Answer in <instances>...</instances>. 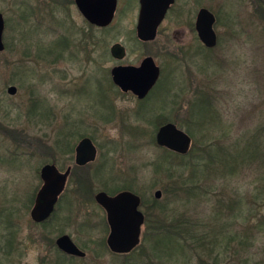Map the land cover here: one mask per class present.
I'll return each mask as SVG.
<instances>
[{"label":"rangeland","instance_id":"rangeland-1","mask_svg":"<svg viewBox=\"0 0 264 264\" xmlns=\"http://www.w3.org/2000/svg\"><path fill=\"white\" fill-rule=\"evenodd\" d=\"M134 2L120 0L109 28L97 30L67 0H0L5 23V48L0 53V264H52L57 257L62 264H148L141 249L118 256L109 253L107 222L90 200V187L79 188L76 194L67 184L64 195L73 193L74 200L58 208L50 221L53 228L32 223L29 212L42 184L41 167L53 162L65 171L73 164L68 151L82 136L92 139L97 156L71 178L87 187L93 181L95 190L115 192L116 184L129 187L145 203L138 211L147 212L156 200L167 213L174 212L181 219L211 222L217 198L252 194V177L244 173L201 183L210 197L205 202L173 198L181 192L175 191L179 186L175 181H180L177 172L170 174L155 166L180 159L153 142L160 119L185 132L193 129L196 149L204 142L231 143L264 123V0H207L205 5L220 22V41L206 53L203 63L198 58L189 66L182 43L160 35L151 44L136 45ZM116 42L126 47L123 64L137 63L149 53L162 70L161 81L148 100L139 102L123 95L110 83L106 70L116 64L108 58V49ZM10 86L16 88L14 95L7 93ZM200 93L212 101L214 115L219 116L214 124L206 122L204 129L188 122L190 105ZM188 174V169L183 170L181 176L185 179ZM155 191L161 192L159 199L154 198ZM242 206L241 214L249 217V205ZM155 213L152 221L157 222L161 216ZM242 219L232 216L231 234L248 225ZM60 220V228L69 225L62 233L72 236L85 251V259L64 263L57 255L53 242ZM210 238L206 235L204 243L211 242ZM251 238L252 246L243 247L242 254L253 262L262 255L264 236L256 232ZM142 244L148 253V240ZM230 249L219 233L217 245L197 250L190 262L174 253L171 258L176 261L168 264H199L198 254L207 264L215 263L216 255L219 262L215 264H234ZM159 255L167 261L164 254Z\"/></svg>","mask_w":264,"mask_h":264},{"label":"trees","instance_id":"trees-1","mask_svg":"<svg viewBox=\"0 0 264 264\" xmlns=\"http://www.w3.org/2000/svg\"><path fill=\"white\" fill-rule=\"evenodd\" d=\"M95 28L97 30L105 29ZM195 98L196 102H192L190 105L188 122L195 124L200 129H204L203 126H205L204 124L206 122L214 124L219 116L214 115L212 101L208 97L200 93L195 95ZM205 117L207 120L204 121L203 118ZM159 121L157 122V126L167 123L166 120L160 119ZM176 127L178 126L176 125ZM192 130L187 129V132L184 131L191 138V141L195 140L193 135L194 131ZM262 130H264V123L256 126L252 132H244V134L240 135L231 143L206 144L203 141V146L198 149H196L195 142L193 141L191 142V146H189L190 149L187 155H179L164 149L168 155H173L180 159L179 162H171L170 160L158 163L155 166L156 170H166L170 174H173L175 171L177 172L175 174L180 181H175L176 186L177 183L179 185L175 191L181 192L178 195L174 194L173 198L176 197L177 200H181L182 198L190 200V198H193L199 199L200 201L203 199V202H205L210 197L207 198L209 194L206 185L204 184L205 186H203L201 183H206V180H226L235 175L236 177H239V175L241 177L244 173L252 177V194H246L244 198L243 194L241 195L238 192L232 198H217L215 201L214 216L210 217L211 222H203L200 220L198 223L189 222L187 219L174 216V212H168V214L165 207L161 206L159 201L153 200L150 204L151 206H148L147 212L140 211L144 216L143 226H145V231L142 232L140 244L130 253L135 250H143L141 251L142 253L145 252L143 260L148 261V264H168L171 260L176 261L175 258H171L176 253L183 258L184 262L187 259L188 261L186 263H188L190 262L189 260L194 258L193 256H197V250L200 251L202 249L208 251V245H212L213 247L217 245L218 234L221 233L225 239V246L231 248L230 251L233 254L232 261L234 264H264V245L259 260L256 259L250 262L242 254L243 247L246 245L252 246V243L249 242V239H252V233L255 235L257 232L264 236V137ZM202 137L206 138L205 136ZM153 143H155V140ZM155 146H157L156 143ZM187 169L189 174L184 179L181 175L183 174V170ZM202 179L205 180L200 181ZM83 187L87 188L84 185L79 188ZM144 204L142 201L140 202V206ZM159 204L160 206L157 210ZM242 205H249L250 210L247 215L249 217L241 214L243 209ZM155 212L158 213V216H161L159 220L156 219L157 222L152 221L154 215L157 218ZM232 216H242L244 225L248 223L245 229L239 232L235 231L231 234V225H235ZM251 218L253 219L251 220ZM219 220H221L220 225L218 224ZM197 229H202L204 232L199 234ZM206 235L212 239L210 238L211 242L205 244L203 239ZM146 240L150 244L148 253H146L147 251L145 249H142V243ZM106 249L110 253L107 246ZM159 254H164L167 261H163ZM197 258L199 264H207L199 254ZM213 262H219L217 255ZM59 264L62 263L60 262Z\"/></svg>","mask_w":264,"mask_h":264},{"label":"water","instance_id":"water-1","mask_svg":"<svg viewBox=\"0 0 264 264\" xmlns=\"http://www.w3.org/2000/svg\"><path fill=\"white\" fill-rule=\"evenodd\" d=\"M77 9L84 18L97 28L109 27L113 20L116 0H75ZM174 0H141V12L135 27L136 37L140 41H153L157 27L160 25L169 5ZM212 15L203 10L199 13L196 28L201 43L211 48L215 45V37L211 30ZM4 17L0 13V53L4 51L3 31ZM110 55L116 61L123 60L126 56L125 48L120 43H114L109 49ZM111 79L115 86L123 92H132L138 99H142L152 89L159 76V68L152 58L144 59L140 66H116L111 68ZM16 88H7L8 95H14ZM155 143L161 148L179 155H187L191 138L173 123L160 126L155 135ZM96 149L90 139H82L76 146V158L81 164L93 161ZM88 155V156H87ZM40 180L43 182L37 199L36 206L31 212L35 222H42L50 216L56 202L57 195L61 192L66 175L59 174L54 164H45L39 171ZM46 195V203L43 197ZM160 191L154 192V198L159 199ZM95 201L105 211L106 220L110 227V234L106 240L112 253L128 254L140 243L144 216L138 211L140 198L137 195L124 191L115 196H108L100 192L96 194ZM43 203L41 207L40 203ZM57 247L63 252L83 256L68 236L56 240ZM215 264V263H211Z\"/></svg>","mask_w":264,"mask_h":264},{"label":"flooded vegetation","instance_id":"flooded-vegetation-1","mask_svg":"<svg viewBox=\"0 0 264 264\" xmlns=\"http://www.w3.org/2000/svg\"><path fill=\"white\" fill-rule=\"evenodd\" d=\"M68 3L70 5H73L76 10L78 11V13L83 17V19L91 26L95 27L94 25L90 24L85 18L84 16L81 14V12L79 11V9H77V5H76V2L75 0H67ZM130 3L131 1L127 2V7L130 6ZM207 2V0H174V2L169 5V8L167 9L162 21L160 22V25L157 27V30H156V36H155V39L161 35V37L164 39V40H167V41H173L174 43H178V44H181L183 47V50L181 51H184L183 53V57L186 58L187 60V65H193V62L195 60H197L198 58H200L202 60V63H203V60L205 58V55L206 53L208 52H211L213 50L216 49V47L218 46V43L220 41V33L217 31V24L220 23L218 22L219 19L217 17V15L209 10L207 8V6L205 5ZM120 5V0H116V8H115V11H114V16H113V20L116 16V13H117V10H118V6ZM135 5V27H136V24H137V21L139 19V15H140V12H141V0H135V2L133 3V6ZM203 10H206L208 11L212 17H213V22H211V30H212V33L214 34V37H215V45L211 48H208L206 47L204 44L201 43V40L199 38V35H198V32H197V28H196V22H197V17L199 15V13ZM112 20V22H113ZM111 22V24H112ZM107 28V27H106ZM109 28V27H108ZM223 34V33H222ZM134 37H135V43L137 46H141V45H146L148 43L151 44L152 41H147V42H144V41H140L137 39L136 37V33H135V29H134V33H133ZM154 39V40H155ZM153 40V41H154ZM187 42V44H185ZM117 43V42H116ZM121 44V43H120ZM113 45V44H112ZM124 48H125V52H126V47L121 44ZM111 47V46H110ZM163 52H166V50L164 49ZM209 54V53H208ZM126 55H127V52H126ZM126 57V56H125ZM123 57V58H125ZM108 58H110L111 60H113L115 62L116 65H114L113 67H116V66H133V67H138L140 66L141 62L146 59V58H152V60L154 61V58L149 54V53H144L140 60L137 62V63H134V64H123L122 61L124 60H121V61H116L115 59H113L110 55V52H109V49H108ZM155 63V61H154ZM156 65V63H155ZM157 66V65H156ZM111 67V68H113ZM158 67V66H157ZM159 68V67H158ZM111 69H107L106 70V74L108 76V79L110 81V83L112 82V79H111ZM159 76L158 79H157V82L155 83V85L152 87V89L147 93V95L145 97H143L142 99H138L137 96H135L134 94H132V92L128 91V92H123L121 91L117 86H115L112 82V85L114 88H116L118 91H120L123 95H126V94H129L130 96H132V98H135L137 101L139 102H144L146 100H148L149 98H151L150 96L154 93V89L155 87L157 86V84L161 81V77H162V70L159 68ZM106 79V78H105ZM107 80V79H106ZM108 81V80H107ZM16 93V92H15ZM164 125V124H162ZM160 125V126H162ZM159 126V127H160ZM158 127V128H159ZM158 128L156 129V132L158 130ZM156 132H155V135H156ZM154 135V136H155ZM85 138H88L90 139V141L92 142V144L94 145L93 141L91 138L87 137V136H82L79 141L77 142V144L73 147V151L71 150L70 152L68 151V153H72L73 155H71V159H72V165H68L65 169V171H60L58 170V168L56 167L57 171L59 174H64L66 175V178H65V183H64V186L62 187V190L61 192L57 195L56 197V202L54 204V208H53V211L52 213L50 214V216L48 218H46L44 221L42 222H35L34 220H32L31 218V212L33 210V208L36 206V199H37V195L41 189V187L43 186V182L40 186V188L38 189V191L36 192L35 196H34V199L32 200V207L30 209V212H29V216H30V219L32 221L33 224H35L36 226L37 225H40V226H43L44 228H53V225H50V221L52 220L53 216L55 215V213L60 209L59 207L63 206L64 204V201H70L71 205H72V201L74 200V196H73V193L69 196L67 195H64V193L66 192V186L67 184H70L69 186H71L70 189H72V191L74 190V192L76 194H80L79 192V187L80 185H84L82 184L83 181H79L80 179H76L74 177V179H72L71 177L73 175H75V171L77 170H80V169H83L85 167H88V165L92 164L93 162H95V159H96V156H97V148L96 146L94 145L95 149H96V154H95V157H94V160L93 161H87L83 164H81L79 162V159L76 158V146L78 145V143L83 139ZM63 150H66V147L65 149L62 148ZM62 149H60L58 147V150L62 151ZM71 149V148H70ZM88 156V155H87ZM75 173V174H74ZM88 187H90L89 189V195H90V200L96 204V206L104 213V216H105V211L103 210V208L97 204V202L95 201V196L96 194L100 193V192H103L105 194H107L108 196H115L117 195L118 193L120 192H124V191H128V192H131L133 194H135L133 191H130L129 187H122V185L120 186H117L116 184V187L113 188V189H116L115 192H111V191H108L107 189L103 190H95V188H91L92 186V182L93 181H88ZM81 183V184H80ZM73 186H75V188L73 189ZM123 188V189H122ZM69 191V190H68ZM43 203H46V200L48 197H46V195L43 197ZM40 203L41 207L43 206V203ZM65 202V203H66ZM59 208V209H58ZM8 222L10 223V213H9V217H8ZM69 221V220H68ZM67 221V222H68ZM105 222H107L106 220V216H105ZM60 224L61 223V220L59 223L56 222L55 224V228H59V233L57 235V237L54 239V246H55V249H56V253L58 256H60V258H63L65 260L64 263H67L66 261L68 262H71L73 263L74 261H77V260H83L86 258V253L84 250H82L78 244H76L73 239H72V236L71 235H67V233H62L63 231V228L61 227L60 228ZM72 224V223H71ZM107 225V233H106V237H105V244L107 246V238L109 236V232H110V227L108 225V222L106 223ZM67 226H69L67 224ZM67 226L64 228L66 229ZM62 236H68L70 238V240L72 241V243L81 251L83 252V256H77V255H72V254H67L65 252H63L62 250H60L56 245V240ZM108 247V246H107ZM110 250V249H109ZM111 252V251H110ZM112 253V252H111ZM114 255H125V254H116V253H112ZM58 258V257H57ZM57 258H55L53 261H52V264H59V261L57 260Z\"/></svg>","mask_w":264,"mask_h":264}]
</instances>
